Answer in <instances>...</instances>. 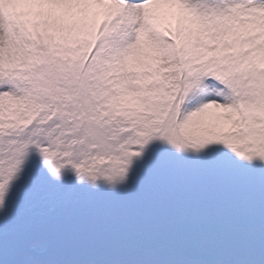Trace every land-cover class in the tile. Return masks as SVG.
Returning <instances> with one entry per match:
<instances>
[{"label":"snow or ice","instance_id":"snow-or-ice-1","mask_svg":"<svg viewBox=\"0 0 264 264\" xmlns=\"http://www.w3.org/2000/svg\"><path fill=\"white\" fill-rule=\"evenodd\" d=\"M0 264H264V0H0Z\"/></svg>","mask_w":264,"mask_h":264}]
</instances>
